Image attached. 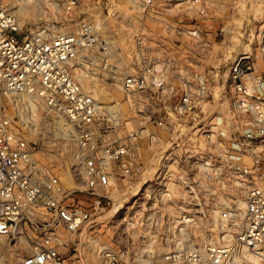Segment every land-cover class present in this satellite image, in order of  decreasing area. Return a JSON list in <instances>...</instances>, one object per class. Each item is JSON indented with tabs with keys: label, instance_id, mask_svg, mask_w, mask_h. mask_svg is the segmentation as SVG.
<instances>
[{
	"label": "built area",
	"instance_id": "2783aa9c",
	"mask_svg": "<svg viewBox=\"0 0 264 264\" xmlns=\"http://www.w3.org/2000/svg\"><path fill=\"white\" fill-rule=\"evenodd\" d=\"M37 2L25 31L19 9L0 0V264H197L195 248L166 253L165 245L189 239L198 192L226 172L216 139L219 157L234 163L228 169L253 184L244 229L232 246L208 248V258L264 264V67L249 56L231 66L227 139L209 76L179 66L148 26H165L175 10L207 18L212 0ZM123 12L130 19L120 26ZM179 32L204 43L199 22ZM257 43L264 58V25ZM144 139L160 146L156 176L144 180L142 208L122 218L113 191L146 174ZM245 158L250 166L236 163Z\"/></svg>",
	"mask_w": 264,
	"mask_h": 264
},
{
	"label": "rangeland",
	"instance_id": "374dc122",
	"mask_svg": "<svg viewBox=\"0 0 264 264\" xmlns=\"http://www.w3.org/2000/svg\"><path fill=\"white\" fill-rule=\"evenodd\" d=\"M6 2L19 9L23 27L25 31H28L38 16L37 0H6ZM212 4L207 18L198 19L194 10H175L165 15V22H167L165 26L154 21L148 22V26L151 33L155 35L151 39L162 45V52H167V55L169 54L173 58L176 57L179 66L182 65L186 71L203 70L209 76L214 98V115L226 118L227 139H229L230 135L235 132L231 112L232 94L229 71L238 59L247 56L251 57L259 67H264V58L257 43L258 32L264 25V0H212ZM129 19L130 16L123 12L118 25H127ZM197 22L201 24L203 30L204 43L201 46H195L191 39L179 32L181 28L189 27ZM105 25L109 29L116 23L108 20ZM175 50L178 53H175ZM171 66L174 68L172 61ZM94 83L87 81L84 85L86 88L96 91ZM113 97L123 103L120 93H113ZM120 110L126 119L133 118L125 105H120ZM216 142L215 161L225 165L226 172L221 178L215 176L209 184V188L198 192L201 205H198L195 210L196 223L185 228V233L190 236L189 239L181 238L176 241H168L165 245L166 253L173 249L184 252L186 247L195 248L200 255V261L197 264H212L207 254L208 248L232 246L236 242L246 225L247 193L249 186L253 184L250 181L243 182L231 169H228L233 167L234 163H225L222 157H219L217 139ZM140 146L143 164L147 170L146 174L143 173L144 175L132 182L120 180L118 190L113 191L116 207L120 208L125 205L122 218L128 212L133 216L142 208L145 201L142 194L144 180L156 176L159 164L157 154L160 152V146H152L146 139L140 141ZM58 152L71 155L69 149L58 150ZM236 163L250 166L251 159L245 158ZM135 202L136 204L133 206ZM116 224L117 222L114 226ZM152 258L157 259V253ZM166 264L172 263L167 262ZM176 264H186V262ZM223 264L237 263L226 262Z\"/></svg>",
	"mask_w": 264,
	"mask_h": 264
},
{
	"label": "bare ground",
	"instance_id": "6f19581e",
	"mask_svg": "<svg viewBox=\"0 0 264 264\" xmlns=\"http://www.w3.org/2000/svg\"><path fill=\"white\" fill-rule=\"evenodd\" d=\"M24 13V12H23Z\"/></svg>",
	"mask_w": 264,
	"mask_h": 264
}]
</instances>
